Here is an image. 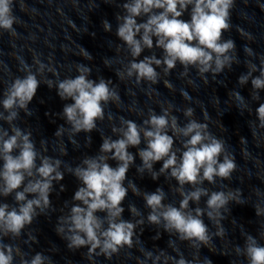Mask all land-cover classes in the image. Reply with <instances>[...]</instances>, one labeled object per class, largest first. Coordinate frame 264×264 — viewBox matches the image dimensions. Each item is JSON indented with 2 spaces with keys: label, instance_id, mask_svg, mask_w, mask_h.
Masks as SVG:
<instances>
[{
  "label": "clouds",
  "instance_id": "clouds-1",
  "mask_svg": "<svg viewBox=\"0 0 264 264\" xmlns=\"http://www.w3.org/2000/svg\"><path fill=\"white\" fill-rule=\"evenodd\" d=\"M14 3L15 0H0V30L11 36L17 35L14 25L18 18L13 12ZM234 5L235 0H124L120 5L122 14L116 16V36L126 46L132 59L117 72L119 79L134 78L137 85L142 82L155 85L161 79V72L157 69L168 76L179 64L183 68L181 78L187 77L189 70L194 68L207 84V74L215 78L225 69L230 71L234 63H239L237 57L232 55L236 44L234 40L223 37L231 28ZM189 6L190 20L185 21L181 17ZM142 17H146V20L138 22V18ZM102 26L106 32L112 30L107 20L102 22ZM153 48L162 49V57L157 58L153 53L137 59L145 49ZM245 51L247 55H253L250 48ZM85 59L91 60L92 57L86 53ZM34 62L36 72L21 61L25 74L15 77L0 99V108L3 109L0 111V121L8 125L5 128L0 124V196L8 197L14 193L13 205L0 203V264H15L17 258L19 264H53L51 258L43 253L37 252L29 257V253L18 244L4 242L6 237L16 240L37 216L48 213L52 207L50 194L54 182L59 183L64 179V172L61 171L64 162L38 152L31 130L22 129L15 123L21 111L25 115H32L28 106L42 83L38 75L44 74L46 66L38 59ZM104 64L110 66L107 59ZM246 67L248 71L238 77V84L243 87L250 82L251 98L258 101L260 92L264 91V59H261L259 66L249 61ZM47 70L54 73L52 68ZM76 71L78 75L75 77L55 82L51 79L43 81L50 89L56 88L61 100L71 101L64 104L59 115L69 126V139L74 144L77 142L73 138L77 134L91 133L97 129V121L105 118L106 104H118L120 100L119 93L110 87L111 80L90 79L92 70L85 65L78 64ZM257 72L259 75H254ZM189 82L193 81L189 79ZM163 84L169 90H174L169 80L165 79ZM181 94L188 99L183 92ZM232 94L236 101H243L238 91L233 90ZM172 113L173 105L169 104L162 107L160 114L149 110L142 124L121 117L120 125H114L111 129L117 139L103 136L97 155L86 156L74 168L68 166L65 169L80 181L81 186L72 198L75 203L58 218L56 232L67 241L69 249L87 247L86 258L91 264H95L94 258L97 256L110 260L125 245L132 248L136 229L140 227L143 231L145 218L135 205H129V211L133 218L138 219H123L125 209L122 204L129 190L145 201V207L150 210L146 217L148 224L162 227L170 236L188 242L197 253L201 247L212 244L213 237L226 235L222 221L226 219L225 212H230L228 206L231 203H245L240 189L210 191L203 187L205 181L215 184L217 178L230 180L237 169L224 139L211 133L207 123L194 119L193 108L183 110L187 119L183 126ZM255 113L259 122L256 126L264 128V103L259 104ZM64 131V126H60L55 136H63ZM177 141L181 145L179 148L175 147ZM142 142L146 145L144 148L139 147ZM44 144L42 140L41 145ZM132 147L138 149L142 161L137 166L141 176L147 172L153 180L164 175L166 179L177 182L178 187L172 190L181 198L179 207L164 203L167 194L163 188L149 193L142 192L132 181L125 186L127 173L136 158L128 150ZM66 154L62 149L61 155ZM110 160L117 162L116 167L109 164ZM161 161L159 171L154 170V165ZM186 185L190 188L186 189ZM203 197L207 199L205 207L201 208L199 204ZM192 203L197 206L191 207ZM65 207H68L67 202ZM254 208L257 216H264V207L257 204ZM205 216L216 228L214 233H210ZM159 238L160 233L157 232L153 239ZM260 239H264V232L260 234ZM30 241H36L31 232L25 243ZM173 245L174 242L170 241L169 246L177 253L175 257L164 250L154 254L150 250L140 249L144 260L138 259V264H146L148 260L152 264H211L209 259L200 260L198 255L190 261ZM234 251L237 256H244L247 264H264V245L251 234H246L243 247L237 245Z\"/></svg>",
  "mask_w": 264,
  "mask_h": 264
}]
</instances>
